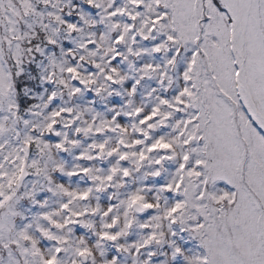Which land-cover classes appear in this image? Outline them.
Listing matches in <instances>:
<instances>
[{"label": "snow or ice", "instance_id": "6c2138e0", "mask_svg": "<svg viewBox=\"0 0 264 264\" xmlns=\"http://www.w3.org/2000/svg\"><path fill=\"white\" fill-rule=\"evenodd\" d=\"M0 264H264V0H0Z\"/></svg>", "mask_w": 264, "mask_h": 264}]
</instances>
